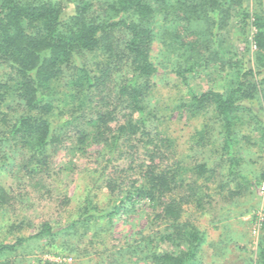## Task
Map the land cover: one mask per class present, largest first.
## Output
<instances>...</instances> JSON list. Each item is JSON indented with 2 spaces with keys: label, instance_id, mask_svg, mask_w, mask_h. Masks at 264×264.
<instances>
[{
  "label": "trees",
  "instance_id": "1",
  "mask_svg": "<svg viewBox=\"0 0 264 264\" xmlns=\"http://www.w3.org/2000/svg\"><path fill=\"white\" fill-rule=\"evenodd\" d=\"M158 17L165 27L161 32H156ZM231 23L243 45L241 53L227 59L220 46ZM157 37L166 49L155 59ZM91 53L100 54L97 65L85 61ZM158 59L170 60L169 73L183 82L215 66L233 68L229 89L210 87L178 108L206 116L192 148H213L211 155L229 165L231 176H240L237 145L253 138H241L239 127L260 133L264 143L263 0H0V66L11 70L10 78L0 81V108L6 110L0 112V170L14 176L19 189L46 190L54 154L70 133L79 146L106 149V172L120 158L128 163L105 178L113 207L102 208L87 197L70 223L58 227L44 221L34 235L12 245L0 243V259L31 240L74 252L79 232L86 233L91 223L104 218L111 225L122 213L136 215L144 204L153 216L150 232L134 235L133 253L141 252L151 264L197 262L204 237L185 206L203 208V198L210 196H200L194 176L209 183L217 170L208 163L192 169L181 162L163 166L172 142L153 133L146 106L150 80L160 70ZM57 111H65L68 119L56 123ZM137 138H143L148 158L141 163H136ZM190 174L195 179L189 183ZM17 198L23 203V195ZM17 198L0 191V202L14 206ZM256 264H264V243Z\"/></svg>",
  "mask_w": 264,
  "mask_h": 264
},
{
  "label": "rangeland",
  "instance_id": "2",
  "mask_svg": "<svg viewBox=\"0 0 264 264\" xmlns=\"http://www.w3.org/2000/svg\"><path fill=\"white\" fill-rule=\"evenodd\" d=\"M250 4L253 6L254 2ZM257 4L258 1L255 6ZM161 19H156V32L165 29ZM222 35L221 41L224 45L220 49L223 57L228 59L229 54L242 52L243 37L233 23ZM165 49L163 39L157 37L152 51L154 58L164 55ZM86 56L88 57L85 61L93 65H97L101 58L98 53ZM158 63L160 70L150 80L151 91L147 95L146 106L147 114L153 122V133L160 132L172 142L173 147L167 153L168 160L163 166L181 162L192 169L208 163L211 169L217 170L209 183H205L204 177L195 175L196 179L193 178L197 180V186L202 188L200 196H210L203 198V208L197 210L195 206H185L187 214L192 217L204 237L195 264H256L259 247L264 243V143L260 140L261 134L252 130L253 133L247 126L239 127L241 138L251 135L253 139L251 143L242 140L237 145L240 174L244 176L234 178L229 172V165L220 164L217 155H211L213 148L207 146L197 149V152L192 148L197 133L207 121L206 116L193 117L178 108L192 94H200L210 87L229 89L233 85L234 70L226 68L222 71L215 66L198 75H188L187 82H183L169 73L172 67L170 60L158 59ZM10 76L11 70L0 66V81H5ZM10 96L13 99V95ZM3 111L6 110L0 108V112ZM59 113L60 115L57 111L54 118L56 123L68 119L65 111ZM214 136L219 142V132ZM138 139L135 143L141 148L136 150V163H141L148 158L143 148V138ZM108 158L106 149L101 145L79 146L77 136L70 133L52 160L51 177L46 182V190L50 194H46L45 189L34 190L30 186L19 189L16 178L0 170V191L12 198L24 196L23 203L17 198L14 206L5 204L6 199L1 200L0 243L12 245L19 237H30L44 221L58 227L70 223L77 218L78 210L87 197L93 198L102 208L113 207L114 202L110 201L113 194L105 187V178L115 166L126 168L128 163L120 158L106 172L103 167L108 165ZM191 175H186L189 183L194 181L190 180ZM205 177L210 178L209 175ZM137 208L139 211L136 215L122 213L111 225L104 218L91 223L86 233L82 230L79 232L76 239V242L79 241L76 243L78 248L74 252L63 251V247L59 250L49 247L44 240H31L16 252L2 256L0 264H44L47 261L53 264H112L115 259H118V263L114 264H151L141 252L137 255L130 249L136 233L150 232L149 221L153 218L149 206L141 204ZM123 249L125 251L119 255L118 251Z\"/></svg>",
  "mask_w": 264,
  "mask_h": 264
}]
</instances>
